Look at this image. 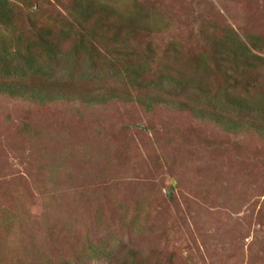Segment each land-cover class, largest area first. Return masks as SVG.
<instances>
[{
  "label": "rangeland",
  "instance_id": "obj_1",
  "mask_svg": "<svg viewBox=\"0 0 264 264\" xmlns=\"http://www.w3.org/2000/svg\"><path fill=\"white\" fill-rule=\"evenodd\" d=\"M10 1L22 27L28 16L53 29L73 20L74 0ZM104 4L106 17L135 20L130 49L153 70L162 58L186 72L191 89L161 94L151 110L112 70L99 82L80 73L74 103L39 78L24 93L0 92V264H122L131 249L147 264H264V0ZM226 27L254 54L247 73L234 67L235 95L221 74L231 58L214 52ZM119 35L103 41L108 58L118 57ZM200 55L209 69L195 68ZM226 91L263 103L261 114L227 107ZM90 244L111 254L95 260Z\"/></svg>",
  "mask_w": 264,
  "mask_h": 264
},
{
  "label": "trees",
  "instance_id": "obj_2",
  "mask_svg": "<svg viewBox=\"0 0 264 264\" xmlns=\"http://www.w3.org/2000/svg\"><path fill=\"white\" fill-rule=\"evenodd\" d=\"M28 1L20 0L26 5ZM74 2L71 8L73 20L64 24L63 27L53 29V26L46 20L37 21L31 16H28L30 26L22 27V21L15 17L17 5L10 0H0V92L15 95L20 89L21 93H24L23 90L28 88L29 79L39 78L48 82L54 99L71 100L74 103L75 100L81 98L75 92L77 85L82 81V75L86 76V79L99 82L105 78L104 74L112 70L115 75H118V78L127 79L129 83L136 85V89L143 90L145 95L138 96L137 101L146 110H151L155 100L160 99L164 102L161 94L173 91L170 93L172 94L179 90L184 92L186 89H191L186 87V82L190 79H187L186 72L177 69L173 73L171 70L173 67L162 58L156 62L157 68L153 70L154 64L151 59L133 48L130 49V44L124 39L133 34L135 28L132 29L131 26L136 27V22L131 15L124 12L118 15L115 10L106 17L104 14L108 12L110 6L104 4V0H74ZM104 16L106 18H103ZM115 18L116 22H114ZM115 23L119 24L117 29L114 27ZM138 28L141 27L138 26ZM109 29L112 33L111 36L108 33ZM121 30L124 34V41L121 42L122 48L115 47L118 57L108 58L104 51H101V49L108 50L103 41L116 40L120 36ZM214 43L218 49L214 51L216 56L225 53L231 58L227 71L223 70L221 74L227 80L225 81L227 85L224 88L228 91L232 87L230 94L235 95L237 84L241 82L234 75V67L240 61L244 65L240 73H247L253 66L251 60L254 54L230 27L224 28L222 35L215 39ZM54 61L60 63L64 61L61 70L53 68ZM211 63L209 56L200 55L195 59V68L207 70ZM233 70L234 72L231 74ZM205 77L208 76L205 75ZM202 87H206V84L200 82L194 86V89H202ZM38 88L40 89V87ZM227 91L222 94L219 92L220 100L222 102L225 100L227 107L238 109L245 117L250 116L249 114L255 115L256 111L259 115L261 114L260 106L263 103L259 105L250 103L245 98L241 100L233 96L230 97ZM164 100L167 102L166 99ZM179 104L176 101L172 103L179 108H184L185 105ZM227 126H230L228 129L230 131L232 127H236V123H227ZM92 249L94 259L98 261L111 254L107 253L106 255L98 246H93ZM131 252L133 256L129 260L119 256V263L121 261L122 264H147L145 253L133 249Z\"/></svg>",
  "mask_w": 264,
  "mask_h": 264
},
{
  "label": "water",
  "instance_id": "obj_3",
  "mask_svg": "<svg viewBox=\"0 0 264 264\" xmlns=\"http://www.w3.org/2000/svg\"><path fill=\"white\" fill-rule=\"evenodd\" d=\"M171 195V194H170Z\"/></svg>",
  "mask_w": 264,
  "mask_h": 264
}]
</instances>
